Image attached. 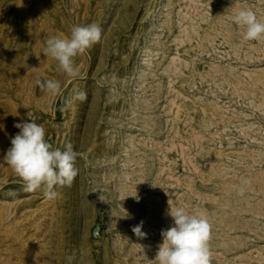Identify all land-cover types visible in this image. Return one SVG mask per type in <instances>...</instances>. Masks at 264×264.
Instances as JSON below:
<instances>
[{
	"label": "rangeland",
	"instance_id": "obj_1",
	"mask_svg": "<svg viewBox=\"0 0 264 264\" xmlns=\"http://www.w3.org/2000/svg\"><path fill=\"white\" fill-rule=\"evenodd\" d=\"M193 1L0 0V264H158L170 205L207 218L212 264H264V37L232 22L264 0ZM93 23L71 77L46 41ZM31 120L77 153L54 198L3 159Z\"/></svg>",
	"mask_w": 264,
	"mask_h": 264
},
{
	"label": "clouds",
	"instance_id": "obj_2",
	"mask_svg": "<svg viewBox=\"0 0 264 264\" xmlns=\"http://www.w3.org/2000/svg\"><path fill=\"white\" fill-rule=\"evenodd\" d=\"M232 22L236 26L246 28L245 40L255 41L264 37V22L260 21L251 9H241L232 15ZM101 32V28L95 23L75 26L70 38H49L44 52L58 61L60 69L66 74L75 77L78 71L73 66V58L99 42ZM36 83L42 90L50 91L53 95L59 91L58 82L37 80ZM76 98L84 101L87 96L81 91L77 93ZM14 127L19 129V132L11 139V146L3 156L4 161L24 182L25 192H33L44 186L48 189L46 196L54 198L55 186H70L78 175V169L75 167L77 153L72 144H67L63 151L59 148L53 149L45 139V129L33 120L16 123ZM168 195L170 200V194ZM167 215L171 217L172 224L161 230L162 243L158 245L153 260L158 264H212L209 247L211 225L207 218L203 214H189L180 207L172 208L171 205ZM142 227L143 221L134 226L132 232L137 238L146 239L147 233L142 231ZM145 247L150 249L151 246L141 245L146 256Z\"/></svg>",
	"mask_w": 264,
	"mask_h": 264
},
{
	"label": "bare ground",
	"instance_id": "obj_3",
	"mask_svg": "<svg viewBox=\"0 0 264 264\" xmlns=\"http://www.w3.org/2000/svg\"><path fill=\"white\" fill-rule=\"evenodd\" d=\"M193 1V0H192ZM194 2V1H193ZM77 4V3H76ZM193 6V5H192ZM194 7V6H193ZM195 8V7H194ZM71 12V11H70ZM191 15V14H190ZM193 15V14H192ZM186 16V15H185ZM60 17V16H59ZM76 18V17H75ZM28 19V18H27ZM190 19V18H189ZM76 20V19H75ZM185 20V19H184ZM192 20V19H191ZM185 22V21H184ZM73 23V22H72ZM191 25V24H190ZM186 26H188V25H186ZM71 27V26H70ZM185 27V26H184ZM192 27V25L190 26V28ZM38 29V28H37ZM183 29V28H182ZM185 29V28H184ZM195 29V28H194ZM186 30V29H185ZM184 30V31H185ZM30 31V30H29ZM49 31V30H48ZM193 31V30H192ZM55 32V31H54ZM193 32H195V31H193ZM184 33V32H183ZM185 34V33H184ZM183 34V35H184ZM185 36V35H184ZM64 37V36H63ZM66 38V37H65ZM188 42H190L189 40H188ZM182 44V43H181ZM179 45H180V43H179ZM185 45V44H184ZM180 62V61H179ZM183 65H185V64H183ZM187 65V64H186ZM79 68V67H78ZM180 68V67H179ZM78 70V69H77ZM168 70V69H167ZM174 71V70H173ZM80 73V72H79ZM179 78V77H178ZM177 110H175L174 112H178V107L176 108ZM179 110H181V109H179ZM175 116H176V114H175ZM187 134V133H186ZM176 152V151H175ZM173 200V199H172ZM176 201V200H175ZM174 202V201H173ZM168 203H170V202H168ZM171 204V203H170ZM6 206V205H5ZM167 207H168V204H167ZM170 207V206H169ZM5 209V208H4ZM2 210V209H1ZM0 210V211H1ZM6 210V209H5ZM166 210V209H165ZM7 214V213H6ZM2 216V215H1ZM4 216V215H3ZM164 217H166V216H164ZM8 218V217H7ZM170 218V217H169ZM9 219V218H8ZM1 220V219H0ZM7 220V219H6ZM2 222V221H1ZM0 222V223H1ZM2 224V223H1ZM17 225V224H16ZM6 227V226H5ZM11 228V227H10ZM3 229H4V227H3ZM15 231H16V229H15ZM13 232V231H12ZM14 233V232H13ZM6 234V233H5ZM8 235H10L11 236V233L10 234H8ZM8 235H6V236H8ZM21 237V236H20ZM6 238V237H5ZM20 239V238H19ZM5 240H7V239H5ZM16 240V239H15ZM21 240V239H20ZM31 240V239H30ZM16 243V242H15ZM51 243V242H50ZM28 245V244H27ZM26 247V246H25ZM23 248H24V246H23ZM25 249V248H24ZM7 251H9V249H7ZM11 252V251H10ZM28 253H29V250H28ZM15 254H17V253H14V255ZM32 254V253H31ZM20 256V255H19ZM28 257V256H27ZM32 258V257H31ZM41 259H42V257H41ZM11 261V260H10ZM33 263H34V261H33ZM9 264V263H8ZM35 264V263H34Z\"/></svg>",
	"mask_w": 264,
	"mask_h": 264
}]
</instances>
